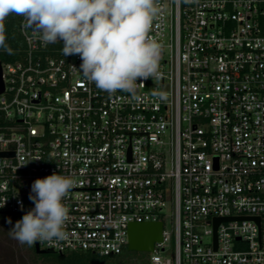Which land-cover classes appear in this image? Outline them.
Listing matches in <instances>:
<instances>
[{"label":"built area","instance_id":"obj_1","mask_svg":"<svg viewBox=\"0 0 264 264\" xmlns=\"http://www.w3.org/2000/svg\"><path fill=\"white\" fill-rule=\"evenodd\" d=\"M158 9L160 75L139 99L97 89L19 16L21 52L0 59V212L22 217L58 172L70 221L40 249L116 255L129 224L162 221L149 264H264V0Z\"/></svg>","mask_w":264,"mask_h":264},{"label":"clouds","instance_id":"obj_2","mask_svg":"<svg viewBox=\"0 0 264 264\" xmlns=\"http://www.w3.org/2000/svg\"><path fill=\"white\" fill-rule=\"evenodd\" d=\"M159 0H0V48L6 46L5 21L22 16L33 36L47 46L62 41L64 56L78 55L79 71L101 91L126 92L158 79L163 45L149 36ZM139 81V82H138ZM74 180L54 172L37 178L29 200L34 207L10 228L12 237L29 247L54 246L66 238L70 210L65 199ZM7 223L12 224L9 218Z\"/></svg>","mask_w":264,"mask_h":264},{"label":"trees","instance_id":"obj_3","mask_svg":"<svg viewBox=\"0 0 264 264\" xmlns=\"http://www.w3.org/2000/svg\"><path fill=\"white\" fill-rule=\"evenodd\" d=\"M18 15H11L5 21L6 46L10 51L0 48V59H15L22 49V38L18 30ZM10 214V213H9ZM49 259L51 264H149L144 251L128 250L127 245L116 255L101 256L91 251L71 250L54 252L45 249L38 253Z\"/></svg>","mask_w":264,"mask_h":264},{"label":"rangeland","instance_id":"obj_4","mask_svg":"<svg viewBox=\"0 0 264 264\" xmlns=\"http://www.w3.org/2000/svg\"><path fill=\"white\" fill-rule=\"evenodd\" d=\"M165 213L168 215L170 211L166 208ZM9 218L12 224L7 223ZM21 218L20 215L0 212V264H51L49 259L36 253L33 246L29 247L26 244H21L12 237L10 228ZM169 220V217H166L165 225L167 229H171ZM146 253L149 260L150 254Z\"/></svg>","mask_w":264,"mask_h":264},{"label":"water","instance_id":"obj_5","mask_svg":"<svg viewBox=\"0 0 264 264\" xmlns=\"http://www.w3.org/2000/svg\"><path fill=\"white\" fill-rule=\"evenodd\" d=\"M2 89L3 86L0 79V91ZM220 220V218L214 219V228ZM161 231L162 221L129 224L127 230V249L144 252L152 251L154 242L160 241L162 238ZM33 248L36 253L44 252L37 244H34Z\"/></svg>","mask_w":264,"mask_h":264}]
</instances>
